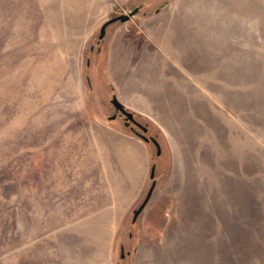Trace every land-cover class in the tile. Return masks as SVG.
<instances>
[{
  "label": "rangeland",
  "instance_id": "374dc122",
  "mask_svg": "<svg viewBox=\"0 0 264 264\" xmlns=\"http://www.w3.org/2000/svg\"><path fill=\"white\" fill-rule=\"evenodd\" d=\"M149 2L210 59L167 135L134 112L160 155L99 38ZM0 264H264V0H0Z\"/></svg>",
  "mask_w": 264,
  "mask_h": 264
},
{
  "label": "crops",
  "instance_id": "0c3cea01",
  "mask_svg": "<svg viewBox=\"0 0 264 264\" xmlns=\"http://www.w3.org/2000/svg\"><path fill=\"white\" fill-rule=\"evenodd\" d=\"M158 7V3H146L115 27L107 52L108 73L122 103L163 129L168 127L165 119L172 118L175 91L181 88L184 95L187 78L196 71L208 72L210 59L201 53V38L187 32L179 17ZM163 134L167 135L164 129Z\"/></svg>",
  "mask_w": 264,
  "mask_h": 264
},
{
  "label": "water",
  "instance_id": "95a60500",
  "mask_svg": "<svg viewBox=\"0 0 264 264\" xmlns=\"http://www.w3.org/2000/svg\"><path fill=\"white\" fill-rule=\"evenodd\" d=\"M140 10V7H136L133 10H131L129 13H122L120 15H116L110 19H107L101 26V30H100V35L99 38L100 40H102L106 34H107V29L108 26L116 21H122V22H126L128 20H130V18L132 16H134L138 11ZM112 103L114 104V106L116 107L117 110H120L123 114H125L126 118H127V125H129V121H133L134 123H136L137 125H139L145 132L148 130V127L143 125L141 122L137 121L135 118V113L134 111L129 110L118 98L116 95L113 96L112 98ZM117 114H114L113 116H111L110 118H116ZM143 139H145L147 142L152 140L155 142V145L157 146V153L160 155L162 153V147L161 144L159 143V141L153 136V137H149L147 136L144 132L138 131L137 132ZM156 176V165L152 166L151 169V175L150 177L153 179V182L151 184V187L145 197V199L143 200V202L141 203V205L135 209L134 211V217H133V222H135L139 215L142 213V211L144 210V208L146 207V205L148 204L149 200L152 197V194L155 190V187L157 185V180L155 178ZM125 256V248L124 246H122V253H121V257Z\"/></svg>",
  "mask_w": 264,
  "mask_h": 264
},
{
  "label": "flooded vegetation",
  "instance_id": "af4514ba",
  "mask_svg": "<svg viewBox=\"0 0 264 264\" xmlns=\"http://www.w3.org/2000/svg\"><path fill=\"white\" fill-rule=\"evenodd\" d=\"M115 110H116V113H117V115H124L125 116V114H123L120 110H117L116 109V107H115ZM135 118H136V120L137 121H139V122H141L143 125H145V126H147L148 127V130L145 132L139 125H137L136 123H134L133 121H129V125L128 126H130V128L133 130V131H136V132H138L139 130L141 131V132H144L146 135H148L149 137H153V136H155V133H153L152 132V127L150 126V125H148V123L145 121V122H142V121H140V117H138L136 114H135ZM125 119H126V123H127V118H126V116H125ZM127 125V124H126ZM149 143L151 142V143H153V144H155V142L153 141V139L152 140H150V141H148ZM125 256H126V254H125ZM124 256V257H125ZM124 257H122V258H124Z\"/></svg>",
  "mask_w": 264,
  "mask_h": 264
},
{
  "label": "trees",
  "instance_id": "16d2710c",
  "mask_svg": "<svg viewBox=\"0 0 264 264\" xmlns=\"http://www.w3.org/2000/svg\"><path fill=\"white\" fill-rule=\"evenodd\" d=\"M140 7V6H139ZM137 114V113H136Z\"/></svg>",
  "mask_w": 264,
  "mask_h": 264
}]
</instances>
